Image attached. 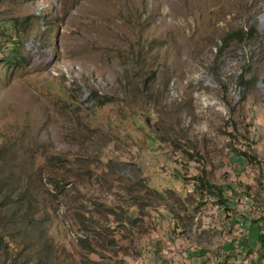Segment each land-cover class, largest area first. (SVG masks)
<instances>
[{"label":"rangeland","instance_id":"obj_1","mask_svg":"<svg viewBox=\"0 0 264 264\" xmlns=\"http://www.w3.org/2000/svg\"><path fill=\"white\" fill-rule=\"evenodd\" d=\"M87 1L0 0V264H264V0Z\"/></svg>","mask_w":264,"mask_h":264},{"label":"trees","instance_id":"obj_2","mask_svg":"<svg viewBox=\"0 0 264 264\" xmlns=\"http://www.w3.org/2000/svg\"><path fill=\"white\" fill-rule=\"evenodd\" d=\"M9 22H8V28L6 29V31L7 32H10L11 30H16L17 29V27H19V26H21L20 24L23 22V21H19V18H12V19H10V20H8ZM19 21V22H18ZM19 24V25H18ZM234 38L233 37H229V39H225V41H230V40H233ZM236 39H238V38H236ZM240 39V38H239ZM17 41H14V42H12L11 44L13 45V46H16L17 45V43H16ZM21 59V56H20V53L19 52H17L16 54H14V56H13V59ZM4 58H0V60H3ZM241 78V77H240ZM242 79V78H241ZM240 83L242 84L243 82L240 80ZM24 191L22 190L21 191V196H24V193H23ZM20 202V201H19ZM28 205V204H27ZM32 206V204L29 202V205H28V209L30 208ZM27 209V210H28ZM20 210V209H19ZM26 210V211H27ZM15 212H17L16 211V209L12 212V213H15ZM130 217H131V215H129ZM255 221V223L253 224V226L252 225H250L249 226V230H251V234H254V237H255V239H254V243H252V246H256V248H255V254H256V256L259 258V257H262V254L261 253H259V252H264V218H261V217H259V218H257V220H254ZM243 244V243H242ZM246 248H248V249H252V247L251 246H245ZM261 249L262 248V250L260 251V250H258V249ZM264 259V258H263Z\"/></svg>","mask_w":264,"mask_h":264},{"label":"bare ground","instance_id":"obj_3","mask_svg":"<svg viewBox=\"0 0 264 264\" xmlns=\"http://www.w3.org/2000/svg\"><path fill=\"white\" fill-rule=\"evenodd\" d=\"M86 1H87V0H86ZM158 1H159L160 3H165L166 0H158ZM87 2H88V1H87ZM248 2H249V0H248ZM157 4H158V2H157ZM80 11H81V10H80ZM64 13H65V12H64ZM79 14H80V13H79ZM63 15H64V14H63ZM63 15H62V16H63ZM67 19H68V18H67ZM74 19H75V18H74ZM66 22H67V21H66ZM84 22H85V21H84ZM157 23H158V22H157ZM67 24H68V23H67ZM171 26H172V27H175V28H180V27H181V26H174V25H171ZM68 30H69V29H68ZM74 32H75V31H74ZM74 32H73V33H74ZM71 44H72V43H71ZM68 48H70V47H68ZM75 50H77V48H76ZM75 50H74V51H75Z\"/></svg>","mask_w":264,"mask_h":264}]
</instances>
